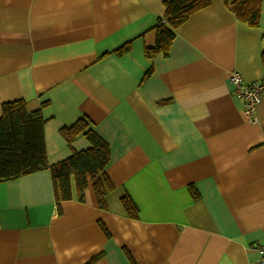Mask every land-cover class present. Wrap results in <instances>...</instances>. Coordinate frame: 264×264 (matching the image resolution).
Returning <instances> with one entry per match:
<instances>
[{
	"label": "crops",
	"instance_id": "crops-1",
	"mask_svg": "<svg viewBox=\"0 0 264 264\" xmlns=\"http://www.w3.org/2000/svg\"><path fill=\"white\" fill-rule=\"evenodd\" d=\"M165 1L0 0V114L14 99L42 108L50 163L90 146L79 135L71 148L60 133L89 118L110 146L114 184L105 209L89 185L59 210L48 169L0 181V264L256 263L264 95L254 123L229 76L264 81V0L257 27L209 0L168 55L149 60Z\"/></svg>",
	"mask_w": 264,
	"mask_h": 264
},
{
	"label": "trees",
	"instance_id": "trees-1",
	"mask_svg": "<svg viewBox=\"0 0 264 264\" xmlns=\"http://www.w3.org/2000/svg\"><path fill=\"white\" fill-rule=\"evenodd\" d=\"M236 18L251 27H257L261 18L262 0H223ZM209 0H167L165 13L153 30L156 32L154 46L144 49L145 57L153 60L159 55H168L176 37V29L194 12L206 7ZM131 50L128 41L117 47L113 54L123 56ZM152 67L146 71V76ZM165 102V101H163ZM46 118L42 108L30 110L24 99H14L2 104L0 114V181L18 178L37 171L48 169L52 176L56 204L73 199L83 201L85 191L92 186L97 204L106 208V195L113 189L106 167L111 150L109 144L95 131L87 117L78 118L73 124L63 126L61 135L73 148V142L83 135L90 143L88 148L73 150L67 158L50 163L45 138ZM75 185V191L73 189ZM192 195L198 193L191 187ZM122 204L131 218L139 217V208L129 194L121 198Z\"/></svg>",
	"mask_w": 264,
	"mask_h": 264
},
{
	"label": "built area",
	"instance_id": "built-area-1",
	"mask_svg": "<svg viewBox=\"0 0 264 264\" xmlns=\"http://www.w3.org/2000/svg\"><path fill=\"white\" fill-rule=\"evenodd\" d=\"M234 95L243 102L244 114L252 122L257 121V107L264 95V81H246L239 71L229 76ZM259 257L255 264H264V243L258 246Z\"/></svg>",
	"mask_w": 264,
	"mask_h": 264
}]
</instances>
